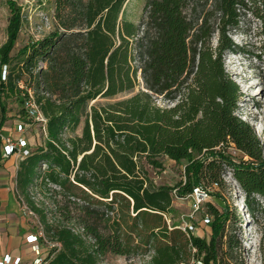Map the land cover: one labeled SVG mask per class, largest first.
<instances>
[{
	"label": "trees",
	"instance_id": "16d2710c",
	"mask_svg": "<svg viewBox=\"0 0 264 264\" xmlns=\"http://www.w3.org/2000/svg\"><path fill=\"white\" fill-rule=\"evenodd\" d=\"M129 1L54 0L55 28L22 47L11 68L22 12L6 0L0 127L5 101L18 94L23 104L26 88L46 119L44 142L18 163L17 191L54 244L45 264H98L107 253L147 247V264H219L220 250L226 255L237 246L228 236L236 210L207 204L210 239L182 231L169 215L175 194L223 188L225 166L251 211L260 208L255 195L264 200L261 144L236 113L239 88L223 63L236 48L229 32L240 8L258 18L264 34V0H146L137 18L127 16ZM139 77L141 89L115 99L133 91ZM159 96L172 105H159ZM230 144L248 159L235 161ZM164 159L184 162L174 185L149 176L146 166L162 168ZM34 186L49 194L53 209L35 202Z\"/></svg>",
	"mask_w": 264,
	"mask_h": 264
},
{
	"label": "rangeland",
	"instance_id": "374dc122",
	"mask_svg": "<svg viewBox=\"0 0 264 264\" xmlns=\"http://www.w3.org/2000/svg\"><path fill=\"white\" fill-rule=\"evenodd\" d=\"M22 12V24L20 32L15 43L11 56L14 57L11 68L19 62V50L27 45L32 39L43 37L55 28L54 19V0H14ZM146 0H130L127 4V16L137 18ZM10 16L9 7L6 0H0V47L7 39L6 28ZM231 39L236 45L235 50L227 51L223 55V63L226 72L236 82L239 88V98L237 101L236 113L246 121L253 129L256 137L260 141L262 157L264 159V34L262 32L261 22L251 11L240 8L239 23L229 32ZM217 43V34L212 39V44ZM142 82L139 77V85L133 90L118 94L115 99L124 98L132 95L142 88ZM156 102L161 106H170L172 102L159 96ZM98 101H103L100 99ZM6 115L21 113L22 104L19 102L18 94L10 96L6 101ZM95 103L93 101L91 104ZM90 104V105H91ZM1 117V112H0ZM7 117V116H6ZM15 116L9 117L12 120ZM16 118V117H15ZM10 122H13L10 121ZM82 126V125H81ZM81 126L76 130V134L81 133ZM34 136L32 146L36 148L45 140L39 123L26 129ZM69 132L65 133V136ZM226 151L231 157L239 162L247 160L245 156L234 145L226 147ZM184 162L164 159L162 168H153L146 166L149 176L156 185H174L184 177ZM45 167V166H44ZM224 187L206 185L210 190V196L202 203L201 207L194 212V234L200 237L210 239L211 229L210 221L212 216L209 213L207 204H213L218 208L227 205L229 210H236L238 220H229L228 236L232 242L236 243L233 253H225L220 250L219 264H264V200L255 195L260 208L251 211L245 202V193L239 187L232 176V169L225 166L222 175ZM31 195L36 203L49 211L53 209V204L49 199L47 192H41L38 186L30 188ZM220 192L221 198L214 193ZM17 199L20 205L27 207V202L23 195L17 192ZM58 199H61L59 196ZM60 202H62L60 200ZM64 202V201H63ZM172 211L169 215L172 223L178 224L183 214L193 211V203L190 198L178 200L174 197L172 202ZM210 217L209 223L203 221L204 217ZM30 224L34 227H43L39 222V217L35 214L29 215ZM225 239V238H224ZM223 249H226L223 248ZM153 255L152 248H143L129 255H118L107 253L101 258L98 264H147ZM192 264H198L196 259ZM203 264V263H202Z\"/></svg>",
	"mask_w": 264,
	"mask_h": 264
},
{
	"label": "crops",
	"instance_id": "0c3cea01",
	"mask_svg": "<svg viewBox=\"0 0 264 264\" xmlns=\"http://www.w3.org/2000/svg\"><path fill=\"white\" fill-rule=\"evenodd\" d=\"M7 120L0 127L5 134L17 137L16 131L18 115L7 114ZM15 116L12 120L9 117ZM30 148L34 143V136L29 130L23 134ZM19 159L15 155L8 159H1L0 156V258L10 255L13 258L20 257L19 264H33L35 253L33 243L27 241L31 234H37L41 227H34L30 224V217L25 213L17 199L16 174ZM41 243V242H40ZM39 243V244H40ZM42 255L46 257L48 247L40 244Z\"/></svg>",
	"mask_w": 264,
	"mask_h": 264
},
{
	"label": "built area",
	"instance_id": "2783aa9c",
	"mask_svg": "<svg viewBox=\"0 0 264 264\" xmlns=\"http://www.w3.org/2000/svg\"><path fill=\"white\" fill-rule=\"evenodd\" d=\"M8 72V66L6 64L0 65V79L5 80L6 74ZM20 88H23V85H19ZM25 97L23 100V115H18V122L16 123V131L20 133L19 136L14 137L10 134H5L0 131V156L1 159H8L9 157L15 155L17 159L21 160L25 156L29 154L30 147L27 143L23 134L26 132V129L32 127L35 123H39L42 129L43 134H46L45 131V124L46 119L39 110L37 103L35 102L33 92L31 88L25 89ZM216 186V184H214ZM210 196V191L207 189H203L201 187L193 188L192 192L186 196H178L175 194V197L178 200H184L190 198L193 203V211L183 214L181 220L177 225V228L181 229L182 231L194 232L195 225H194V212L201 207L202 203ZM23 210L28 215H35V213L30 210L29 208L23 206ZM205 223H209L210 217L206 215L203 219ZM41 239L44 241L42 242ZM27 241L33 243V252L35 253V258L33 260V264H45V257L42 255L41 246L40 244H44L48 247V249L53 246V243L48 242L42 230H39L37 234H31L27 237ZM41 242V243H40ZM40 243V244H39ZM195 258H192L188 263H181V264H192ZM21 261L20 257L13 258L10 255H4L0 258V264H19ZM198 264H202V262L196 259Z\"/></svg>",
	"mask_w": 264,
	"mask_h": 264
}]
</instances>
